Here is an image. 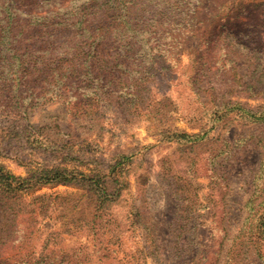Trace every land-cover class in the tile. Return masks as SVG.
<instances>
[{
	"label": "rangeland",
	"instance_id": "1",
	"mask_svg": "<svg viewBox=\"0 0 264 264\" xmlns=\"http://www.w3.org/2000/svg\"><path fill=\"white\" fill-rule=\"evenodd\" d=\"M183 2L175 79L143 102L90 123L60 102L0 113L18 126L0 130V167L77 174L28 190L46 194L31 251L47 244L85 264H264V119L250 114L264 111V0Z\"/></svg>",
	"mask_w": 264,
	"mask_h": 264
},
{
	"label": "trees",
	"instance_id": "2",
	"mask_svg": "<svg viewBox=\"0 0 264 264\" xmlns=\"http://www.w3.org/2000/svg\"><path fill=\"white\" fill-rule=\"evenodd\" d=\"M183 1L0 0V113L15 119L60 102L90 123L91 116L143 102L155 82L169 85L174 62H180ZM200 8L194 5L195 19ZM160 96L165 107L168 91ZM250 114L264 119V111ZM10 124L0 119V130L10 135ZM24 132L35 134L28 126ZM76 180L66 168H38L20 177L0 167V264H85L77 253L47 244L31 251L25 244L35 229L32 214L46 198L33 194L28 200V190ZM98 192L109 201L105 188Z\"/></svg>",
	"mask_w": 264,
	"mask_h": 264
}]
</instances>
